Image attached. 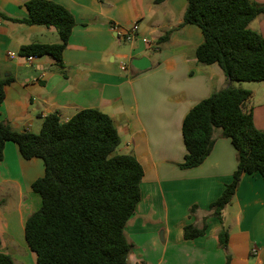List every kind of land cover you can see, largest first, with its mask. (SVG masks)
<instances>
[{
    "label": "crops",
    "instance_id": "1",
    "mask_svg": "<svg viewBox=\"0 0 264 264\" xmlns=\"http://www.w3.org/2000/svg\"><path fill=\"white\" fill-rule=\"evenodd\" d=\"M27 1L0 0V13L26 18ZM46 1L64 7L75 20L61 64L50 56L19 55L22 46L58 43L53 27L0 19V78H13L4 88L0 121L13 131L35 133L53 113L62 122L83 109H97L110 117L120 138L116 154L135 156L143 170L140 201L124 229L132 244L127 264H224L226 253L230 264H264L260 175L240 177L222 210V223L209 211L237 167L230 140L214 132L213 147L202 164L179 167L186 154L181 134L186 114L214 92L235 87L218 65L197 62L195 50L203 42L200 29L190 24L177 28L186 0ZM252 1L264 5V0ZM133 23L138 30L127 42L123 34ZM249 28L264 38V15ZM167 31H171L168 40L157 44ZM143 57L149 59V67L135 69L132 61ZM247 84L238 88L251 93L247 108L254 126L264 131V83ZM43 175L41 159L25 160L14 143H5L0 192L17 197V204L0 199V253L9 255L14 264H36L24 224L40 207V196L31 184ZM203 222V236L184 239L186 225L201 228ZM222 226L228 231L226 250L217 241Z\"/></svg>",
    "mask_w": 264,
    "mask_h": 264
},
{
    "label": "trees",
    "instance_id": "2",
    "mask_svg": "<svg viewBox=\"0 0 264 264\" xmlns=\"http://www.w3.org/2000/svg\"><path fill=\"white\" fill-rule=\"evenodd\" d=\"M27 17L1 20L28 26L53 27L56 44L22 46L23 57L50 56L61 64L70 33L75 26L72 14L46 0L24 4ZM264 15V5L252 0H186L182 21L198 27L203 42L195 50L201 65L216 64L229 82L264 83V38L249 28L250 22ZM171 31L158 39L168 40ZM13 78H0V103L4 88ZM251 93L228 86L194 105L182 122L181 134L186 150L181 169L199 166L211 152L214 131L230 140L236 151L237 167L221 195L210 204V214L222 223V210L231 201L243 174L264 179V131L253 123L247 108ZM6 142L14 143L25 160L39 158L44 175L31 184L41 204L24 224L28 248L36 264H127L132 250L125 236L127 221L140 201L143 170L135 156L118 155L120 138L109 116L97 109H83L62 122L56 113L47 115L37 134L16 132L0 121V162ZM196 209L192 206L190 214ZM201 228L186 225L185 240L203 236ZM219 246L226 250L228 231L217 234ZM0 264H14L0 253ZM230 256L225 254V263Z\"/></svg>",
    "mask_w": 264,
    "mask_h": 264
},
{
    "label": "built area",
    "instance_id": "3",
    "mask_svg": "<svg viewBox=\"0 0 264 264\" xmlns=\"http://www.w3.org/2000/svg\"><path fill=\"white\" fill-rule=\"evenodd\" d=\"M114 30H118V29L115 27ZM137 30H138L137 23H133L128 29H126L125 33L123 34V39L127 42L133 41L137 33ZM142 42L148 44L146 39H142ZM28 59H31V57H28ZM120 69L125 70L124 65H121ZM252 252L255 253L254 250Z\"/></svg>",
    "mask_w": 264,
    "mask_h": 264
},
{
    "label": "rangeland",
    "instance_id": "4",
    "mask_svg": "<svg viewBox=\"0 0 264 264\" xmlns=\"http://www.w3.org/2000/svg\"><path fill=\"white\" fill-rule=\"evenodd\" d=\"M247 83H250V82H244V83L235 82L234 85H235L236 88H238V85L246 86V85H248ZM38 132L39 131H36L35 134H37ZM214 132L218 133V132H221V131L219 129H216ZM0 199H3L4 203H6V204L9 203L10 200L13 202V205L17 204V197H15L14 195H11V197H10L9 195L6 194L5 191H1L0 192Z\"/></svg>",
    "mask_w": 264,
    "mask_h": 264
},
{
    "label": "water",
    "instance_id": "5",
    "mask_svg": "<svg viewBox=\"0 0 264 264\" xmlns=\"http://www.w3.org/2000/svg\"><path fill=\"white\" fill-rule=\"evenodd\" d=\"M131 65L137 70H144L149 67V59L147 57L136 59L132 61Z\"/></svg>",
    "mask_w": 264,
    "mask_h": 264
}]
</instances>
